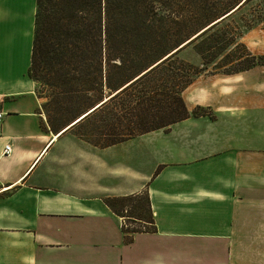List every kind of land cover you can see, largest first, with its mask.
Here are the masks:
<instances>
[{
	"label": "crops",
	"instance_id": "crops-1",
	"mask_svg": "<svg viewBox=\"0 0 264 264\" xmlns=\"http://www.w3.org/2000/svg\"><path fill=\"white\" fill-rule=\"evenodd\" d=\"M35 14L0 0V264H264V73L201 76L183 98L213 118L98 148L46 123ZM144 190L156 230L126 243L104 199Z\"/></svg>",
	"mask_w": 264,
	"mask_h": 264
},
{
	"label": "trees",
	"instance_id": "trees-1",
	"mask_svg": "<svg viewBox=\"0 0 264 264\" xmlns=\"http://www.w3.org/2000/svg\"><path fill=\"white\" fill-rule=\"evenodd\" d=\"M237 1L210 11L212 17L222 14L199 37L216 36L219 25L249 0ZM36 5L29 76L45 88L36 94L45 99L42 110L53 132L95 124L90 139L80 138L106 148L192 116L213 118L205 108L188 111L182 93L203 70L178 59L193 41L192 16L206 15L203 5H186L182 12L177 0H36ZM231 38L215 40L217 46L200 53L204 66L234 43ZM239 59L247 64L226 74L264 66V57L248 53ZM104 203L133 225L122 223L126 243L136 233L156 230L148 190Z\"/></svg>",
	"mask_w": 264,
	"mask_h": 264
},
{
	"label": "rangeland",
	"instance_id": "rangeland-1",
	"mask_svg": "<svg viewBox=\"0 0 264 264\" xmlns=\"http://www.w3.org/2000/svg\"><path fill=\"white\" fill-rule=\"evenodd\" d=\"M240 1L241 0L237 1L235 4L240 3ZM244 1H241L239 5H241ZM177 3L180 12H182L185 9L186 5L187 7H189L190 5L201 4L206 8V15L204 17L203 16L198 17L199 15L192 16L190 20L192 31L189 34V36H191L189 41L191 40L193 41L178 56L179 57L178 59L180 61L187 62L199 68L200 70H203L200 73V75L197 76L194 82L201 76H215V75H223V74L234 75L242 72L243 73L249 72L253 69H258L257 72L254 73L255 75L264 73V66L257 65L246 71H241L234 74H226V72H229L235 68L236 69L240 68L245 64H247V62H245L242 58L245 57V55L248 53L258 58L264 57V0H249L240 9H237L239 5H236L235 7L237 9L236 12H234L231 16H229V18L223 21L217 29L219 30V32L215 33L216 36L213 35L211 37L210 34L208 33L205 35L203 34L201 37L199 36L209 26H211V25L208 26L207 25L208 23L213 22V20L221 16L222 13H220L216 17H212L211 12L213 13V11L218 10V8L221 6L225 8L226 0H177ZM232 36L236 37L234 43L231 45L228 44L217 58H215L212 62L204 66L205 62L203 61L200 53L208 51L210 49V46L214 45L217 42L220 43L225 39H229V41L232 40L231 38ZM215 40L217 41L215 42ZM189 41L186 40L182 44V46L187 44ZM224 43H226V41H224ZM215 46H217V44H215ZM239 58L242 59L241 62ZM44 89L45 88L42 85L36 84V91L38 93L43 92ZM182 97H183V93H182ZM41 100L43 104L45 102V99H41ZM197 108H202V107H197ZM196 109L193 110L192 112L194 111L199 112ZM93 126H95V124L88 123V124H84L81 127H76L74 129H71V131L79 139H81L80 137L82 136L86 139H90L92 137V133L94 130ZM82 141L90 144L85 140ZM132 145H133L132 149H135L136 147H138L139 144L138 142H136L135 144ZM124 215H128V214L124 213ZM121 220L122 223L129 225L126 217H122ZM132 226L133 225H129L130 228Z\"/></svg>",
	"mask_w": 264,
	"mask_h": 264
},
{
	"label": "built area",
	"instance_id": "built-area-1",
	"mask_svg": "<svg viewBox=\"0 0 264 264\" xmlns=\"http://www.w3.org/2000/svg\"><path fill=\"white\" fill-rule=\"evenodd\" d=\"M5 116V112H3L1 109H0V120ZM12 153V146L11 145H6L4 147V151H3V155L4 156H9L11 155Z\"/></svg>",
	"mask_w": 264,
	"mask_h": 264
}]
</instances>
